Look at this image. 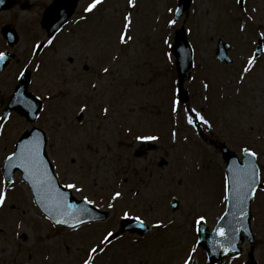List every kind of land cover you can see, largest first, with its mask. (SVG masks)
I'll list each match as a JSON object with an SVG mask.
<instances>
[{"label":"rangeland","instance_id":"obj_1","mask_svg":"<svg viewBox=\"0 0 264 264\" xmlns=\"http://www.w3.org/2000/svg\"><path fill=\"white\" fill-rule=\"evenodd\" d=\"M26 1L25 9L14 5L0 15V21H13L21 34L16 57L0 77L2 90L9 88L6 80L26 66L34 40L47 37L41 19L44 5L52 0ZM177 1L135 0L130 7L129 0H102L89 13L85 8L92 0H80L74 23L49 49L29 60L32 67L38 59L31 89L45 104L35 121L13 113L5 122L0 181L3 162L19 136L38 126L48 136L46 151L61 182L76 183L73 193L87 196L107 216L80 229L55 225L34 204L18 173L14 189L9 185L7 205L0 209V264H82L94 244L119 229L125 211L131 213L129 218L139 215L148 224L163 220L165 226L142 235L124 232L95 255V264H183L189 256L192 263L208 264L197 244L195 221L204 216L213 227L225 207L226 168L220 145L225 143L240 156L245 147L254 148L264 182V0H245L243 7L237 0H192L188 12L169 24ZM127 12L132 13L133 39L121 44ZM183 26L194 48L192 78L185 82L187 104L202 112L209 124L191 125L183 110L171 112L178 77L169 47L175 30ZM219 38L231 46L230 62L216 57ZM260 39L261 54L248 65ZM245 66L247 73L242 71ZM10 94L3 91L0 104ZM136 135L159 139L140 142ZM117 190L123 198L113 200ZM252 212L256 257L264 264V186ZM243 246L241 256L222 264H242L248 241Z\"/></svg>","mask_w":264,"mask_h":264},{"label":"water","instance_id":"obj_2","mask_svg":"<svg viewBox=\"0 0 264 264\" xmlns=\"http://www.w3.org/2000/svg\"><path fill=\"white\" fill-rule=\"evenodd\" d=\"M190 0H179V6L177 11V17L181 16L183 11L187 10L189 7ZM65 4L75 7L76 0H56V2L49 8L48 10V18L45 20L46 26L51 30V24L58 18L60 21L57 25V28L64 24L67 21V17L72 13L65 7ZM176 41L173 46V51L175 52L177 59H178V71H179V81L181 86V98L183 101H187V93L183 88V81L190 76L191 68H192V53L190 50L189 42L185 36V32L183 29H179L176 32ZM224 45L222 41H220V46ZM226 49V47H225ZM225 52V51H224ZM18 97L22 100L25 98L20 96L17 93ZM19 106L24 110H29V105L25 102L19 104ZM31 109V108H30ZM25 112V111H24ZM28 112V111H27ZM39 138L40 147H41V156L47 158V154L45 153V144L47 142L45 132L39 128H33L32 131L25 133L19 142L21 141H31L33 139ZM18 142V143H19ZM18 145V144H17ZM223 154L224 158L227 162V177L228 181L231 183L229 187L231 191L228 190V201H227V208L222 217L218 220L215 229L212 232H209V228L206 225L200 226V236H199V243L205 248L209 257V264H219L223 258L228 255L236 254L242 251V247L240 244L244 240V234L249 237L252 241L251 250L249 252V259L245 264H257L254 254H253V232L251 228V189L244 187L241 192L238 194L236 191V183L233 180V176L237 173L241 175L243 180V173L240 171L245 169L246 166L250 161L256 162V158H252L248 156V154H244L242 161L238 159L237 154L229 150V148L223 144ZM17 150V149H16ZM6 169V164H5ZM16 169L22 171L23 177L27 180V177L24 175L23 169L19 167L12 169V175ZM5 174L9 175L8 172L5 170ZM48 177L51 180V184L41 190L42 196L44 199L37 203L35 199V194L32 189L35 202L40 206L42 211H44V206H47L49 211L46 213L48 218L53 220L56 223V220H63L68 219L69 225L74 224L76 219L79 218L83 221L87 220H96L99 218H105L107 216L106 212H99V210L89 203H87L84 199H77L73 196L72 192L68 189L62 187L51 166V162L48 159ZM28 181V180H27ZM29 185L31 186L30 181H28ZM256 184L260 186V168L258 166V178L256 180ZM32 188V186H31ZM62 194V196H61ZM247 196V198H245ZM57 198L63 199L72 205L71 209H69L68 213L64 215L60 214V211L55 206V201ZM87 209L88 213L91 214V218L89 217L88 213L83 212L82 210ZM155 226H141L139 221L133 220H123L121 223L120 231L116 232L117 236L120 232H124L127 229L136 230L140 233H145L151 230ZM224 228L227 232V237L220 236L216 229L217 228Z\"/></svg>","mask_w":264,"mask_h":264},{"label":"snow or ice","instance_id":"obj_3","mask_svg":"<svg viewBox=\"0 0 264 264\" xmlns=\"http://www.w3.org/2000/svg\"><path fill=\"white\" fill-rule=\"evenodd\" d=\"M102 3V0H92V3H90L86 8V12H93L98 5ZM237 3L241 4L243 7L245 4V0H237ZM129 6L135 7V0H129ZM246 10V9H245ZM169 11H173V9H169ZM178 11V9H177ZM132 13L127 12L123 17V29L119 36V41L121 44H127L129 41L133 39L130 29L132 27ZM175 20H170L169 24H175ZM245 24H241V30L245 28ZM261 37H264V32L260 33ZM48 44H52L53 40L49 39L47 41ZM167 43V41H165ZM37 48H40L41 45H37ZM258 51H260L258 46ZM256 54L254 53L252 57H250L247 61L248 65H252L255 61ZM5 58V53L0 52V59ZM170 58V57H169ZM39 67V65H37ZM249 67L245 66L243 68V72L247 73L249 72ZM103 72L108 73L109 68L105 67L103 68ZM23 75V73H21ZM241 80H243V76H241ZM209 85L205 84L204 88H208ZM181 86L177 83V85L173 89L172 99H171V112L172 113H179L181 110H183L186 114V120L188 124L195 125L198 122H203L204 124H209V120L205 117V115L202 112L197 111L195 108H191L190 105H185L182 108V98H181ZM205 100H207V97H204ZM87 107V106H85ZM190 109V110H189ZM84 109H81V112H83ZM104 113L107 114L109 109L104 108ZM11 117L9 116L8 119ZM5 117H0V121H3ZM178 123V121H177ZM132 130L129 129V132ZM4 134V124L0 123V135ZM171 136L173 140H175L178 136L177 130L174 128L171 132ZM187 139V137H184ZM135 139L140 142H146V141H155L158 140L159 137L155 135H136ZM244 153L248 154V156L252 158H258L259 153L251 147H245L243 149ZM19 167L20 169H23L24 175L27 177V180L30 181L32 189L35 194V199L37 203H40L44 197L42 196L41 190L44 188H47L51 184V180L48 177V159L41 156V147L39 138L33 139L31 141H21L17 145V150L11 152L6 157V172L9 173V175H6L3 179V181H0V209L6 207L7 200H8V193H9V185H12L14 189V180L12 179V169ZM243 173V180L241 178V175L239 173L235 174L233 176V180L236 183V191L239 194L241 190L244 187L251 189V197L255 198L257 195V189L259 188V185L256 184V180L258 178V166L255 162L250 161L245 169L240 170ZM231 182L228 181L226 178L225 184L226 188H228L229 191H231V188L229 187V184ZM70 189H77L76 183H69L66 186ZM80 191H83V189H80ZM124 193L121 191H114V194L112 196L113 200H117L120 198H123ZM62 196V194H61ZM227 198V197H226ZM247 198V196H245ZM83 199L89 203L94 204V201L89 200L87 196L83 197ZM55 206L60 211L61 215H64L65 213L69 212V209H71L72 205L68 203L67 201L57 198L55 201ZM109 207H113L112 205H109ZM44 211L47 213L49 211L47 206H44ZM85 213H88L87 209L82 210ZM89 217L91 218V214L88 213ZM124 217L129 218L131 217V213L128 211H125L123 213ZM136 221H139L141 223V226H144V222L142 220V217L137 215L134 217ZM206 220V217L199 216L197 217L195 223L197 225V231H200V225L202 222ZM57 224H63V225H69L68 219L63 220H56ZM85 223V221L77 218L74 224H71L70 227L80 229L81 226ZM157 227H164V221L163 220H157L156 222ZM217 233L222 237H227V232L224 228H217ZM117 238V234L113 231H108L106 235L103 236V238L100 240L99 243L94 244L90 250L86 258L83 260L82 264H95V255L99 253H104L106 251V245H111L113 240ZM196 249L193 248L192 252H195ZM183 264H192V257L189 256L187 259L184 260Z\"/></svg>","mask_w":264,"mask_h":264},{"label":"flooded vegetation","instance_id":"obj_4","mask_svg":"<svg viewBox=\"0 0 264 264\" xmlns=\"http://www.w3.org/2000/svg\"><path fill=\"white\" fill-rule=\"evenodd\" d=\"M14 1V4L15 5H17V6H19L20 7V9H25L26 7H28L29 6V4L27 3V1L26 0H23V2H21L22 0H13ZM53 1V0H52ZM51 1V2H52ZM50 2V3H51ZM49 3V4H50ZM49 4H45L44 5V7H43V15H42V19H41V24H42V28H43V30H44V32L46 33V35H47V37L46 38H38L36 41L34 40V42L32 43V46H31V51H32V55H31V57L29 58V60H32L33 59V61L36 59V57H37V55H40V54H42L45 50H47V49H49L52 45H53V43H54V41L56 42V38H57V34L55 35V36H52V37H50L49 36V34H48V31H47V28H44L43 27V23H42V20H43V18L45 17V9L48 7V5ZM12 8V7H11ZM10 8V9H11ZM6 10H9V9H6ZM5 9H3V10H1L0 11V15L3 13V12H5L6 11ZM72 20V21H71ZM71 20L69 21V23H68V26H69V24L72 22V23H74V21H75V18L73 17V18H71ZM14 27L17 29V31H18V33H19V35H20V32H19V29L17 28V26H16V24L12 21H0V47H1V50H0V52H7V53H12V58L7 62V65H6V67H4L1 71H0V77H2L3 75H4V71L7 69V68H9L10 67V64H12L13 63V60H14V58L16 57V51L14 50L15 49V45L19 42H14V41H12L14 38L12 37H9L8 35V33L10 32V33H12L13 31H14ZM62 32V31H61ZM12 34H14V33H12ZM15 35V34H14ZM20 39H21V37H20ZM49 39H52L53 40V43L52 44H48L47 43V41L49 40ZM37 45H41V47L40 48H37L36 46ZM73 58V57H72ZM72 58L70 57L69 58V60L71 61L72 60ZM74 59V58H73ZM29 60L27 61V63H26V66H22L17 72H14L13 73V80H11V77H10V79H8V80H6V82H7V84L5 85V88H8L7 90H2L1 88H0V99L2 98V96H3V91H10V93L17 87V85H18V82H19V78H20V75H21V73H22V71H24L25 69H28L30 72H31V82H30V88H31V84H33L32 82H33V75H34V71H33V69H34V67L37 65V61H38V59H37V61L34 63V65L31 67L30 66V62H29ZM3 62H4V60H3ZM1 64H2V62H1V60H0V66H1ZM31 68V69H30ZM11 95V94H10ZM9 99H10V96L7 98V99H5V101H4V103L3 104H0V109H2L7 103H8V101H9Z\"/></svg>","mask_w":264,"mask_h":264}]
</instances>
